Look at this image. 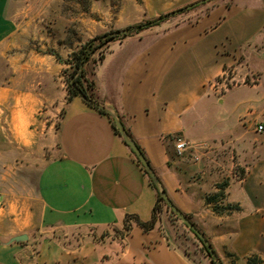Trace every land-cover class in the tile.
Wrapping results in <instances>:
<instances>
[{
    "label": "crops",
    "instance_id": "1",
    "mask_svg": "<svg viewBox=\"0 0 264 264\" xmlns=\"http://www.w3.org/2000/svg\"><path fill=\"white\" fill-rule=\"evenodd\" d=\"M196 1L142 4L154 17ZM194 12L111 42L90 76L94 96L128 131L176 208L212 242L224 237L236 257L257 253L264 264V133L256 132L264 125V0H222ZM49 58L28 56L19 68L12 60V72ZM227 79L240 84L226 87ZM0 94L16 96L12 89ZM30 120L13 117L11 126H29ZM178 140L195 147L178 154ZM199 143L231 149L217 154L221 169L211 176L214 183L227 179L225 201L239 206L236 213L214 214L204 199L207 183L190 181L180 169L177 156L198 152ZM53 144L31 190L0 192V241L28 237L24 244L0 243V255L28 252L30 232L42 239L56 232L86 237L76 250L79 264H95L115 243L97 244L89 235L121 229L126 215L148 221L156 192L111 119L80 97L65 105ZM233 166L242 168L241 177ZM125 244L115 258L119 264H194L162 230L135 226Z\"/></svg>",
    "mask_w": 264,
    "mask_h": 264
},
{
    "label": "rangeland",
    "instance_id": "2",
    "mask_svg": "<svg viewBox=\"0 0 264 264\" xmlns=\"http://www.w3.org/2000/svg\"><path fill=\"white\" fill-rule=\"evenodd\" d=\"M218 1L222 0H210L190 11L174 15L159 25L193 18L197 14L194 11L210 7ZM120 10L122 13L118 22ZM149 14L150 10L144 8L142 0H0V90L12 89L16 92L13 97L0 94V192L11 193L17 190L20 193L27 188L31 190L38 171L49 159L51 150H54L55 131L64 115L65 105L71 100L67 83L74 70L73 54L98 35L123 31L159 16L150 17ZM105 51L106 47L94 52L85 68L87 74L92 71L100 54L104 56ZM32 55L47 59L50 56V63L35 61L29 64L28 69L22 68L20 72H12V60L19 68L27 57ZM244 82L250 83L248 80ZM224 83L226 87L240 84L236 80L228 79ZM30 107L33 112L27 111ZM13 117L19 122L31 119V124L13 128ZM49 126L52 127L50 137L47 134ZM197 146L210 153L202 155L199 148L198 152L178 155L180 169L189 175L190 181L207 183L206 187L203 186L208 188L204 199L206 204L209 200L213 201L214 204L209 205L211 211L215 206L222 209V215L236 213L238 210L230 208L233 203L225 201L227 179L216 178L218 182L214 183L211 176L221 169L222 163L220 164L217 154L230 153L231 149L225 146L219 152L218 145L199 143ZM192 147L195 145L192 144ZM232 171L236 178L243 175L239 166H233ZM210 181L212 183L208 187ZM129 224V229L123 225L121 229L110 228L100 235H89V239L97 244L115 243V249L99 256L95 264H119L115 262L116 256L124 250L130 231L135 226L138 227L133 220H130ZM194 224L207 239L221 264H247V260L239 259L231 252L224 237L220 242H212L195 222ZM233 225L230 224V229H233ZM154 229L162 230L173 247L180 250V253L194 264H213L188 227L176 220L165 207H161L157 214ZM30 237L29 251L18 257L2 253L0 256L3 264L80 263L76 250L83 245L86 237H65L56 232L47 234L45 239L30 232ZM0 243L9 241L1 240ZM67 251L68 254H64ZM248 257L251 264H262L257 253Z\"/></svg>",
    "mask_w": 264,
    "mask_h": 264
},
{
    "label": "trees",
    "instance_id": "3",
    "mask_svg": "<svg viewBox=\"0 0 264 264\" xmlns=\"http://www.w3.org/2000/svg\"><path fill=\"white\" fill-rule=\"evenodd\" d=\"M193 3H196V2H193ZM193 3H191V4H193ZM191 4H189V5H191ZM187 6H184L182 8H179V9L174 10L172 12H168V13L159 15L154 20H148L146 22L138 23L135 26H130V27L126 28L123 31H115V32L110 31V32L104 33L102 35H98V36L90 39L84 45H82L80 47V49L78 50V52H76V53L73 54V57H74V63H73L74 64V70H73V73L71 75V79L67 83L68 93H69V99H72L74 97L84 98L83 100L89 106H91L92 108L98 110L100 113L107 115L111 119L116 134L118 136H120L119 135V132L117 131V129L114 126V122H113L112 117L110 116L109 113H107L104 109H102L99 106L98 101L96 100V98L94 96L95 84H94V81L92 80V78H90V76L92 75V71L87 74L86 73V69H85L86 66L90 63V61L92 59V56H93V54H94V52L96 50L101 49V48H104V47H107L111 42L118 41V40H122V39H124V38H126L128 36L137 34V33L141 32L143 30H146V29H148V28H150L152 26H155V25L159 24L160 22H163L166 19L174 16V14H173L174 12H177V14H181V13H184V12H187V11H190V10L194 9L198 5L195 6V7H193V8H191V9H188V10L185 9ZM102 59H103V54H100V56L98 58V61H101ZM121 125H122V123H121ZM122 127H123V125H122ZM123 129L126 132V134L131 138V136L128 133V131L124 127H123ZM123 143L125 144L124 141H123ZM135 161L138 163V165L140 166V168L142 169V171L144 172V174L148 177V175L143 170V168L141 167V165L139 164V162L137 161L136 158H135ZM148 181H149L150 185L152 186V188L156 192V203H155V205H154V207L152 209V213H151L150 219L148 221H141L136 215H126V217L124 219V222H123V225L126 226V227H128V229H129V227H131V225L129 224V221L130 220H133L134 221V224H136L138 227H140L143 231H146L147 232V231H150V230L154 229L155 224H156V216L160 212L161 207H165L166 210H168L169 213L176 220H179V218L171 210H169L168 207L165 205V203L163 202V200H162V198H161V196L159 194L158 189L155 187V185L153 184L152 180L149 177H148ZM161 187H162V185H161ZM210 204H214L213 201L210 202V200H209L208 201V205H210ZM230 208L232 210H236V211L239 210V206L237 204H231ZM212 211L214 213H216V214L223 213L221 208L215 207V206L212 207ZM184 216L194 226H196L194 224V222L191 220V217L189 215L184 214ZM190 232L200 242V244L202 246V249H203V252L207 256H209L210 259L212 260V257L210 255L209 251L207 250L205 244L202 242V240L192 230H190ZM246 260H247V264H251L250 263L251 262L250 261V257H248ZM213 264H214V262H213Z\"/></svg>",
    "mask_w": 264,
    "mask_h": 264
},
{
    "label": "water",
    "instance_id": "4",
    "mask_svg": "<svg viewBox=\"0 0 264 264\" xmlns=\"http://www.w3.org/2000/svg\"><path fill=\"white\" fill-rule=\"evenodd\" d=\"M208 1H210V0H199L196 3H193L191 5H188L185 9H187V10L188 9H191V8L197 6V5H201V4L206 3ZM173 14L176 15L177 12H174ZM82 99H84V98H82ZM112 117H113L114 126L117 129V131L119 132L120 137L125 142V144L127 145V147L130 149V151L132 152V154L134 155V157L137 159V161L139 162V164L141 165V167L143 168V170L146 172V174L148 175V177L152 180V182L155 185V187L158 189L159 194H160L163 202L165 203V205L168 207L169 210H171L179 218V220L184 225H186L190 230H192L202 240V242L205 244L207 250L209 251V253H210L211 257H212V262H214L215 264H221L220 261L218 260L217 256L215 255L214 251L210 247L207 239L184 216V214L178 208H176L174 206V204L172 203V201L168 198V196L166 195L164 189L161 187L158 178L154 174L153 170L151 169L149 163L147 162V160L145 159L144 155L140 151L139 147L126 134V132L124 131L121 123L119 122V120L114 115ZM27 238H28L27 235L21 234V235H17V236H14L13 238H11L9 242H23V241H26Z\"/></svg>",
    "mask_w": 264,
    "mask_h": 264
},
{
    "label": "built area",
    "instance_id": "5",
    "mask_svg": "<svg viewBox=\"0 0 264 264\" xmlns=\"http://www.w3.org/2000/svg\"><path fill=\"white\" fill-rule=\"evenodd\" d=\"M256 132L258 133H264V125L262 124H257L256 125ZM191 147L190 144L183 142L181 140H178L176 145H175V150L177 151L178 154L182 153L186 148ZM2 205V197L0 196V206Z\"/></svg>",
    "mask_w": 264,
    "mask_h": 264
}]
</instances>
